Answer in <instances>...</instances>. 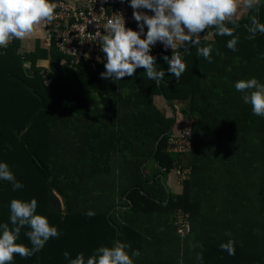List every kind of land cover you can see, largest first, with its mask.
<instances>
[{
	"label": "trees",
	"instance_id": "16d2710c",
	"mask_svg": "<svg viewBox=\"0 0 264 264\" xmlns=\"http://www.w3.org/2000/svg\"><path fill=\"white\" fill-rule=\"evenodd\" d=\"M249 16L264 22V3L236 20V51L225 47L229 37L208 33L212 38L200 45H214L211 61L195 47L179 49L185 71L180 79L165 71L159 84L142 67L119 81L102 79L103 65L70 66L54 46L46 73L37 65L46 49L37 44L22 52L20 40L9 43L0 55V160L23 187L13 191L0 181V222L8 223L11 198L35 197L37 213L60 232L32 256L14 254L11 264H66L63 251L87 256L117 239L129 252L139 250L134 264H264V117L253 115L232 87L252 76L264 83V34L247 38ZM151 51L166 69L161 51ZM159 96L172 117L156 108ZM174 102L195 120L191 150L181 157L166 151ZM183 158L189 173L182 193L173 195L164 176ZM149 161L160 170L148 177ZM179 211L189 216L184 236L174 227ZM25 229L16 242L27 246ZM226 232L231 256L218 247Z\"/></svg>",
	"mask_w": 264,
	"mask_h": 264
},
{
	"label": "clouds",
	"instance_id": "9594fccd",
	"mask_svg": "<svg viewBox=\"0 0 264 264\" xmlns=\"http://www.w3.org/2000/svg\"><path fill=\"white\" fill-rule=\"evenodd\" d=\"M261 3L264 0H127L132 9L131 18L136 22L135 30L126 27L124 17L116 12L107 17L95 32L94 40H98L103 54L104 70L99 76L115 82L125 76L131 77L136 69L142 67L144 76L156 84L162 82L165 71L180 79L186 64L183 53L177 49L187 52L189 46L195 47L197 56L211 61L214 45L206 43L201 46L200 39L214 33L229 37L225 47L236 51L238 36L233 34L236 20ZM56 8L57 0H0V55L14 39L24 41L45 35L47 30L42 31V25L59 15ZM248 20L245 25L248 39L257 33L264 34V22H260L257 16H249ZM226 22L233 27L227 26ZM157 43L161 45L160 58L166 63V69L157 67V56L151 51ZM168 49L171 50L170 55L166 54ZM232 87L240 93L241 101L250 106L253 115L264 117V83L252 76L234 80ZM0 181L9 182L13 191L23 187L3 160H0ZM7 207L8 223L0 222V264H11L14 254L32 256L50 238L60 235L55 224H50L46 216L37 213L35 197L28 200L11 198ZM85 215L94 213L88 210ZM25 226L27 246L16 242ZM225 235L229 238L221 241L218 247L231 256L235 252L234 242L227 232ZM129 248L128 243L117 239L110 246L98 245L87 256L83 252L70 256L68 251H63L62 255L66 264H134L133 258L140 252L138 249L129 252ZM196 259L201 260L199 252Z\"/></svg>",
	"mask_w": 264,
	"mask_h": 264
},
{
	"label": "built area",
	"instance_id": "2783aa9c",
	"mask_svg": "<svg viewBox=\"0 0 264 264\" xmlns=\"http://www.w3.org/2000/svg\"><path fill=\"white\" fill-rule=\"evenodd\" d=\"M55 11L59 15L42 25V31L47 30L43 39L49 48L54 46L70 66L103 65V54L99 49L98 40L94 39L97 28H101L107 17L119 12L125 19L126 27L134 30L136 28V22L131 18L132 9L127 0H57ZM152 50L162 52L161 45L157 43ZM166 54H171V50H166ZM194 123L193 119L184 121L176 137L168 138L167 153L181 157L190 152ZM162 172H166L165 169H162ZM174 172L178 181L182 182L189 170L177 167ZM174 227L179 235L188 234L191 230L189 216L177 212Z\"/></svg>",
	"mask_w": 264,
	"mask_h": 264
},
{
	"label": "rangeland",
	"instance_id": "374dc122",
	"mask_svg": "<svg viewBox=\"0 0 264 264\" xmlns=\"http://www.w3.org/2000/svg\"><path fill=\"white\" fill-rule=\"evenodd\" d=\"M207 38H209V39H211L212 38V35L211 34H207ZM49 47L47 46V45H45V49H46V51H47V55H46V57H43V58H41V59H39L38 60V62H37V65L38 66H40V67H45L47 70H46V73H48L49 71H50V67H51V64H52V61L54 60V57H56L51 51H48V50H50V49H48ZM21 51L22 52H24V51H27V50H23L22 48H21ZM55 54L56 55H58L56 52H55ZM60 63H61V60H60ZM30 64V63H29ZM44 78H45V76H44ZM45 81L46 82H48V79L47 78H45ZM175 109V117L177 118L176 120H178V121H181L180 123H182V125H183V122L184 121H187V120H190V117H188V116H185V115H183L182 113H181V107H176L175 105L173 106ZM159 108L162 110H169V108L168 107H166V106H160L159 105ZM165 114H167L168 116H170V114L172 115V112L170 111V114H168V113H166L165 112ZM178 134V132H176V133H173L172 135H173V137H176V135ZM180 164V163H179ZM188 164V159L187 158H183L182 159V162H181V164L179 165L180 167H184V166H186ZM152 166V168H153V170H143V174L145 175V176H150L151 174V172L153 171V172H156L158 169L155 167L156 165H151V164H149L148 165V168H150ZM178 166V167H179ZM176 170V168L173 170V171H175ZM175 172H171V173H169V174H165V176H164V185H165V187L167 188V190L171 193V194H180L181 193V188H180V186L177 184V182H178V180H177V177L175 176V174H174ZM156 178V180L158 181V182H160V178H158V176L157 177H155ZM186 180H187V177H186ZM162 182V181H161ZM184 181H182V182H180L181 184L183 183ZM58 199L60 200V203L63 205V206H65V204H64V199L61 197V196H59L58 195ZM117 203H119V207H123L124 205L123 204H120L121 203V201H117ZM124 208H126V207H124ZM64 209V208H63ZM191 231V230H190ZM190 233V232H189ZM188 233V234H189ZM185 235H187V234H185Z\"/></svg>",
	"mask_w": 264,
	"mask_h": 264
},
{
	"label": "crops",
	"instance_id": "0c3cea01",
	"mask_svg": "<svg viewBox=\"0 0 264 264\" xmlns=\"http://www.w3.org/2000/svg\"><path fill=\"white\" fill-rule=\"evenodd\" d=\"M245 14L246 13H244V14H241L240 16H239V18H241V17H243V16H245ZM238 18V19H239ZM37 44H39V45H41L42 46V48H44L45 49V45H47V43L45 42V40L43 39V35L42 36H36V37H33L31 40H24V41H21V48L23 49V50H27L28 52H31V51H33V50H35V48H36V45ZM155 104H156V108L159 110V112H161V113H163V114H165V112H168V110H161L160 108H159V105L160 106H166V107H168L169 109H170V104L167 102V101H165L162 97H156V99H155ZM176 107H182L183 106V103L182 102H174L173 103ZM172 112V111H171ZM171 117H172V115H171ZM177 119V118H176ZM181 121H178V120H176L175 121V123H174V125H173V127H172V130H171V132H172V134L173 133H176V132H179V130H180V128H181V125H182V123H180ZM149 164H151V165H156L155 167L158 169V170H160V166L158 165V163H155V162H153V161H149V163L147 164V166L149 165ZM151 168V169H150ZM150 168H148L149 170H153V168H152V166L150 167ZM147 169V170H148ZM162 169V168H161ZM151 174V173H150ZM167 174V173H166ZM175 174V173H174ZM160 177V176H159ZM178 180V179H177ZM157 181V180H156ZM155 181V182H156ZM151 183H154V182H152L151 181ZM163 183H164V180H163ZM177 184L180 186V188H181V193H182V191H183V185L182 184H180V182L178 181L177 182ZM165 186V185H164ZM166 188V187H165ZM166 190H167V188H166ZM167 192L168 193H170L168 190H167ZM180 193V194H181ZM180 194H173V195H180Z\"/></svg>",
	"mask_w": 264,
	"mask_h": 264
}]
</instances>
